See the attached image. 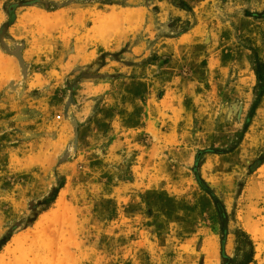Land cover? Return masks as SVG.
<instances>
[{
	"label": "rangeland",
	"instance_id": "374dc122",
	"mask_svg": "<svg viewBox=\"0 0 264 264\" xmlns=\"http://www.w3.org/2000/svg\"><path fill=\"white\" fill-rule=\"evenodd\" d=\"M0 58V264H264V0H0Z\"/></svg>",
	"mask_w": 264,
	"mask_h": 264
},
{
	"label": "trees",
	"instance_id": "16d2710c",
	"mask_svg": "<svg viewBox=\"0 0 264 264\" xmlns=\"http://www.w3.org/2000/svg\"><path fill=\"white\" fill-rule=\"evenodd\" d=\"M256 78L259 82L263 81V75L258 72L256 73ZM202 153L203 151H199L195 157L193 173H194L196 181L199 183L201 188H203V190H205L211 196L213 200L217 216L219 217L221 256L224 259L229 260V258L226 256L225 251H224L225 240H226V235H227L228 216H227L224 205L217 198V196L213 193V191L209 187H207L205 182L199 176L198 165H199V161H200ZM235 236H236V243L238 247L241 249L242 248L246 249L245 255H247V259L245 263H249L253 257V243L249 235L245 231L240 230L235 234ZM7 241H8L7 239L4 240V242H2V245L5 244Z\"/></svg>",
	"mask_w": 264,
	"mask_h": 264
},
{
	"label": "crops",
	"instance_id": "0c3cea01",
	"mask_svg": "<svg viewBox=\"0 0 264 264\" xmlns=\"http://www.w3.org/2000/svg\"><path fill=\"white\" fill-rule=\"evenodd\" d=\"M168 11H169V17L173 16L176 18H183V15L185 13V10L178 8L176 6H173L171 3H169L168 6ZM1 59V58H0ZM3 66L2 63H0V71L1 73H3ZM11 82V78L9 76V73L6 74H2V76L0 77V86L1 87H5L6 85H9Z\"/></svg>",
	"mask_w": 264,
	"mask_h": 264
},
{
	"label": "bare ground",
	"instance_id": "6f19581e",
	"mask_svg": "<svg viewBox=\"0 0 264 264\" xmlns=\"http://www.w3.org/2000/svg\"><path fill=\"white\" fill-rule=\"evenodd\" d=\"M210 239H212V238H210ZM206 250H207L206 253H208L209 258H212L213 255H214V252H215V244H214L213 241L208 240V241L206 242ZM213 258H214V257H213ZM207 264H210V259H207ZM211 264H212V263H211Z\"/></svg>",
	"mask_w": 264,
	"mask_h": 264
}]
</instances>
